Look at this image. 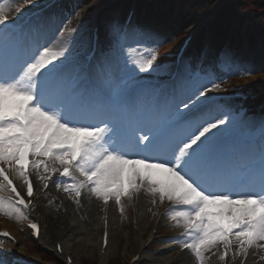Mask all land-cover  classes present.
<instances>
[{
	"label": "snow or ice",
	"instance_id": "1",
	"mask_svg": "<svg viewBox=\"0 0 264 264\" xmlns=\"http://www.w3.org/2000/svg\"><path fill=\"white\" fill-rule=\"evenodd\" d=\"M11 5L0 2V213L28 219L22 208L35 196L34 171L44 189L55 183L76 203L87 194L114 200L123 213L124 201L142 193L153 205L167 201L182 229L179 247L196 264L206 254L226 261L264 253V121L258 138H242L256 126L242 110L205 111L223 77L205 83L191 64H158L165 37L131 19L108 26L98 57L90 49L87 62L74 61L77 29L61 28L70 41L54 49L46 21L25 14L34 0ZM157 69L170 84L142 75ZM9 172L22 179L28 202ZM28 226L38 237V225Z\"/></svg>",
	"mask_w": 264,
	"mask_h": 264
},
{
	"label": "rangeland",
	"instance_id": "2",
	"mask_svg": "<svg viewBox=\"0 0 264 264\" xmlns=\"http://www.w3.org/2000/svg\"><path fill=\"white\" fill-rule=\"evenodd\" d=\"M99 2H101V0ZM11 6L14 7L15 4L12 3ZM95 12L100 14V11H97V9ZM62 13L65 14L64 17H61ZM12 15H14V13ZM78 16L83 17V15H80L79 13H76L74 11L73 2L71 1L67 2L64 7L60 9L57 8L56 11H52L51 13H49L44 17V21H46L45 39L47 38V36H51V43L55 46L56 42L53 39L55 35L57 34V38L59 34V37L61 38L59 30L65 27V25L67 26V28H69V24L73 20H77ZM94 16L95 15H93V18L90 19L89 13H86L82 20H80L81 23L78 21L75 22L74 25L70 24L74 29L80 27L77 30L76 39L78 38L77 35L83 37H86L88 35V27H90L91 23L94 22ZM113 17L114 16L110 13L102 17L101 28L104 38H106L108 26L113 21L117 20V16H115L114 18ZM104 24L107 26V28L104 27ZM65 31H67V29H65ZM62 39L63 40L61 42H57V44L59 45L57 49L64 47L70 41V38L67 35H65ZM73 44L74 43L71 44V54H74L76 50L72 47ZM170 46L166 47L165 45L164 47L166 48L162 50V52L165 54L163 56L168 59H170L172 56L171 52L173 47ZM263 46L264 43L263 45H261L259 39L255 47H253L252 49L248 44L245 43L242 44L241 47L237 50L227 49L223 53H221V62L217 60V62H219L220 64V70L215 71L205 63L203 69H205V67L206 69L202 71L200 75L195 73V77L199 81L205 83L207 82V78L209 77L217 78V81L220 82L221 80L219 78L223 77V89L230 91H239V89L242 90V88H244L248 89V94L263 92L262 87H257L259 85L256 81V79L262 77L261 75H264ZM85 48V46L82 47V49L86 52ZM140 59L142 61L143 58ZM171 62L172 61H170L168 64L163 65H166L167 68H169L171 66ZM157 63L159 64L160 62L158 61ZM185 66L186 65H184V67ZM154 71L150 74H153ZM248 71H251L252 74H247ZM231 72H236L237 74L227 75ZM155 73H157V71H155ZM162 73H166V71H162ZM245 85L247 86L245 87ZM252 86L257 87V89L253 90ZM213 108L216 111H218L219 109V111H221L220 106H214ZM220 113H222V111ZM256 121L257 123L264 121V116H259ZM255 130L260 131L259 125L255 128ZM32 175L36 183V192L33 203L30 209L25 212V215L37 218L40 222L41 240L38 243L34 244L29 241L30 239L26 236L27 232L24 228V222L27 219L17 220L15 216L10 218L3 213H0V226L9 225L13 229L14 234L19 237L21 247L25 250L27 255L31 257V259H35L36 261H38L39 264L46 263H42L43 261L40 260V257L38 256L39 253L35 251V246L43 252L45 251L52 259H56L60 263L64 262V256L66 254H69L72 256L74 264H110V262L112 264H126L124 259H122L124 257L120 255L121 250L130 240L131 244L129 249L131 252H136L137 247L135 246V242L139 240V237L141 235L145 237L148 231L152 228L154 215L151 209L153 203L150 195H148V203L151 207L148 206L146 208L145 206L143 212L141 213L142 216L140 215V218L138 219H136L134 206L129 205L126 209H124V213H121L118 208H114V210H112L111 212L112 236L110 237V245L107 250L105 259L101 261L99 259L97 243L100 234V219L101 215L104 213V207L101 205L102 202L95 198L96 204L95 206H93L94 209L90 211L88 209L83 210V208L81 209L77 205L74 199L70 198L62 190H58L55 183H52L49 188L44 190L41 187L42 184L39 182V180H37L34 171L32 172ZM16 178L18 177L16 176ZM18 179L20 180V178ZM110 201L114 202V200ZM50 216H54L55 220H52L53 223H51L49 226V223L51 222ZM70 216L72 218L71 220L69 219ZM63 221L64 225H60ZM69 223H72L71 225H75V223H78V225L73 226L74 228L72 230H63V228L66 227L65 224ZM54 225H56V227L58 228L53 229ZM179 230L181 229L176 228L166 214L160 224L161 234L160 237L155 240V247L153 248L149 246L146 249V254L143 256V261L140 264H196L194 256L189 251L181 250V248L179 247L180 241L174 242L175 240L172 237ZM60 231H63L62 234H60ZM126 231L128 232V234L125 237ZM61 240L64 241L65 248L68 251L63 255H58L54 250V245L56 244V242H60L62 247L64 248L63 241ZM0 245L1 247H3L4 253L13 252L10 242L0 241ZM32 251L37 254L33 253ZM43 252L40 253L43 254ZM180 252L188 255V257L185 256V258L179 260L178 256ZM261 256H264V253H261L258 250L249 249L247 258L236 257V264H241L242 260L244 264H264V259H261ZM229 258L230 257H227L226 261H220L218 254H206L205 264H226Z\"/></svg>",
	"mask_w": 264,
	"mask_h": 264
},
{
	"label": "trees",
	"instance_id": "3",
	"mask_svg": "<svg viewBox=\"0 0 264 264\" xmlns=\"http://www.w3.org/2000/svg\"><path fill=\"white\" fill-rule=\"evenodd\" d=\"M218 0H183L185 9L203 10ZM171 0L167 7L171 8ZM245 12V13H244ZM196 13H199L196 12ZM147 16L150 13L147 12ZM264 0H236L226 3L216 14L213 21L214 34L211 39L215 42L218 37L226 36L227 29L232 26H250L251 32L258 33L264 38ZM261 19V20H259ZM216 25V26H215ZM254 33H252L253 35ZM252 35L250 36L252 38ZM211 47V46H210Z\"/></svg>",
	"mask_w": 264,
	"mask_h": 264
},
{
	"label": "bare ground",
	"instance_id": "4",
	"mask_svg": "<svg viewBox=\"0 0 264 264\" xmlns=\"http://www.w3.org/2000/svg\"><path fill=\"white\" fill-rule=\"evenodd\" d=\"M0 2H2V0L0 1ZM34 6H36V4L34 3V5H29L28 7H27V9L25 10V13L26 12H29L30 10H32V8L34 7ZM47 46H51V47H53L54 49H57L58 47H59V45L58 44H56L55 46L54 45H51V44H49L48 43V45ZM146 198H148V194H146V193H142L141 195H139L138 197H135V198H133L132 200H131V202H133L135 205H134V207H135V209H136V211H137V217L138 218H140V215H141V213L143 212V209L145 208V205H146ZM124 202H127V200H125ZM95 204H96V201H95V197H90V196H88L87 194H84V195H82V197L80 198V202L79 203H77V205L82 209L83 208V210L84 209H88L89 211L90 210H93L94 209V207L93 206H95ZM105 205V204H104ZM65 206V205H64ZM66 207V206H65ZM106 214L104 215V217H103V222H106V221H108V225L109 224H111V221H110V219H109V217L107 218V216L109 215V212H110V207H108V204H107V206H106ZM164 213V209H161L159 206H157V209H156V213L157 214H161V213ZM142 216V215H141ZM50 218H51V222L49 223V226H50V224L51 223H53L52 222V220H55L54 219V216H50ZM69 219L71 220L72 218H71V216L69 217ZM64 223V221L60 224V225H64L63 224ZM55 224V223H54ZM72 224V223H71ZM70 223L69 224H65V226L66 227H64L63 228V230H65V229H70V230H72L74 227L73 226H77L78 225V223H75V225H71ZM71 225V226H70ZM2 227H6L5 229H7L8 231H9V233H10V235L12 236V238H13V241H12V247H13V251L16 253V254H19V255H26V252H25V250L21 247V242H20V239H19V237L17 236V235H15L14 233H13V231L10 229V226L9 225H3ZM69 227V228H68ZM55 228H58V227H56V225H54L53 226V229H55ZM59 230V229H58ZM62 232L63 231H60V234H62ZM99 245V247H100V244H101V238H100V242L98 243ZM65 245V244H64ZM145 246H146V243H141V244H139L138 245V250H139V252H142V251H144L145 250ZM185 256L186 257H188V255H186V254H184V253H179V256H178V259L180 260V259H183V258H185ZM102 259V258H101Z\"/></svg>",
	"mask_w": 264,
	"mask_h": 264
}]
</instances>
